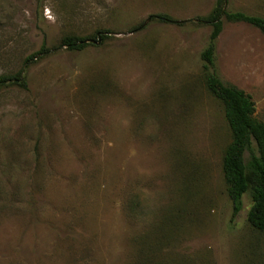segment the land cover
I'll use <instances>...</instances> for the list:
<instances>
[{
	"label": "rangeland",
	"instance_id": "rangeland-1",
	"mask_svg": "<svg viewBox=\"0 0 264 264\" xmlns=\"http://www.w3.org/2000/svg\"><path fill=\"white\" fill-rule=\"evenodd\" d=\"M216 2L0 0V76L50 50L26 89H0V264H264L248 194L233 217L231 131L205 85L199 18ZM226 9L264 18V0ZM223 22L218 74L264 121V35ZM69 35L90 45L52 50Z\"/></svg>",
	"mask_w": 264,
	"mask_h": 264
},
{
	"label": "trees",
	"instance_id": "trees-1",
	"mask_svg": "<svg viewBox=\"0 0 264 264\" xmlns=\"http://www.w3.org/2000/svg\"><path fill=\"white\" fill-rule=\"evenodd\" d=\"M153 18L162 23H176L167 14H158ZM223 20L229 23L249 24L264 35V18L241 11H229L226 9V0H217L212 13L206 18H199L200 22H206L212 27L209 42L201 54L205 85L210 94L223 105L225 119L231 131V142L223 156V172L227 195L233 207V217L241 211L242 199L248 194L252 201L248 222L254 230L264 232V121H259L255 117L256 108L252 97L224 82L218 74L215 63L216 46L224 27ZM139 29L135 28L131 32ZM98 34L102 40L107 38V32ZM89 45L88 38L69 35L52 50L66 48L69 51H81ZM48 53L50 50L42 47L40 51L25 60V67L17 73L1 75L0 89L8 85H17L26 89L28 85L26 67L36 57H43Z\"/></svg>",
	"mask_w": 264,
	"mask_h": 264
}]
</instances>
